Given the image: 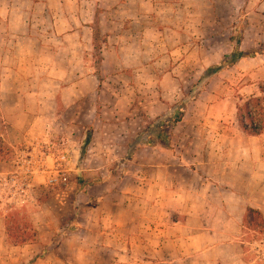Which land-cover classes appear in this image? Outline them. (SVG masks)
Here are the masks:
<instances>
[{
    "label": "rangeland",
    "instance_id": "obj_1",
    "mask_svg": "<svg viewBox=\"0 0 264 264\" xmlns=\"http://www.w3.org/2000/svg\"><path fill=\"white\" fill-rule=\"evenodd\" d=\"M122 1V5L100 6L101 20L91 24L97 34V25L101 26L103 34L94 44L95 51L89 54L92 56L89 75L98 76L99 83L92 80L77 87L79 91L73 95L76 100L70 101L71 95L67 93L66 102L60 99L63 112L56 117L40 118L36 131L25 133L22 144L12 148L3 141L11 154L0 159V173L8 179L14 177L15 181H8L7 186L2 182L3 177L0 178V222L4 223H0V264H34L40 256L39 246L35 250L33 245L28 249L24 246L39 236L44 238L34 223L39 227L40 221L52 220L58 229L55 236H60L69 220L70 207L78 205L77 209L83 210L81 205L85 199L75 197L74 193L87 183L102 181L98 180L100 175L129 172L125 159L132 160L144 150L129 158V147L147 124L169 113L170 107L185 96L192 99L183 120L170 131L172 151L165 152L174 153L177 142L210 140L217 143L212 156L218 161L226 155L236 157L241 149V155L248 159L246 185H251V191L239 199L242 200L240 207L259 210L264 215V133L247 134L240 124L238 111L253 97L263 100L264 108V54L236 63L210 79L207 85L199 84L201 91L195 89L205 69L219 64L236 47L247 52L264 46V0H257L256 4H235L231 16L220 14L221 18L217 19L210 6L195 0H175L173 4L138 0L143 3L135 5ZM72 7L63 4L59 19L72 12L80 14L82 8L91 17L94 9L76 4ZM60 21L59 30L65 31V23ZM101 61L105 63L102 65ZM59 73L64 76L65 70ZM250 110L253 127L262 122L264 128V112L253 106ZM210 129L215 132L208 134ZM88 135H91L90 143L96 141L99 145L96 150L103 142L104 145L114 143L117 148H104L101 151L106 155L100 153L99 159L86 161L88 148L83 157L81 151ZM225 144H233L234 149L225 154ZM153 150L163 152L158 148ZM107 155L112 157L110 161H105ZM83 174H90L92 181L83 179ZM61 175L67 177L65 186L58 179ZM51 178L58 179V184L50 185ZM154 194L155 210L150 218L155 227H160L164 215L156 208L158 189ZM96 200L86 205L94 206ZM15 211L28 216L35 233L33 241L19 246L10 244L6 231L7 216ZM41 211L43 215L36 217L35 213ZM203 214L199 212L200 216ZM138 218L141 217L137 213L126 216L128 221ZM227 234V239L232 237L234 241L227 264H264V234H259L254 224L246 223L243 218L242 225L228 229ZM201 239L202 245L209 244L206 238ZM158 246L157 242L152 247L156 250ZM51 248L56 249L57 245ZM154 254V264H159Z\"/></svg>",
    "mask_w": 264,
    "mask_h": 264
},
{
    "label": "crops",
    "instance_id": "obj_2",
    "mask_svg": "<svg viewBox=\"0 0 264 264\" xmlns=\"http://www.w3.org/2000/svg\"><path fill=\"white\" fill-rule=\"evenodd\" d=\"M195 1L210 6L214 18H221L220 14L231 16L235 4L258 3L257 0ZM63 4L94 9L91 17L82 8L80 14L72 12L59 19ZM106 4L122 5L123 1L0 0V137L10 147L22 144L25 133L35 132L40 118L59 116L63 112L60 99L66 102L67 93L71 95L70 101L76 100L73 95L78 93L77 87L92 80L99 83L98 76L89 75L92 57L89 54L95 51L94 44L103 34L101 26L97 25V34L91 24L101 20L103 13L99 9ZM60 20L65 23V31L59 30ZM59 70H65L64 76ZM66 85L67 88L61 87ZM212 132L215 131L210 129L208 134ZM104 144L96 150L99 145L92 141L86 161L99 159L104 148H117L114 143ZM215 145L210 140L177 142L174 153L146 148L134 159H125L129 172L100 175L98 180L102 181L87 183L74 193L75 197L85 199L83 210L77 209L78 205L70 207L69 220L60 236H55L58 229L52 220L40 221L39 227L34 223L35 229L44 234V238L39 236L24 245L26 248L33 245L34 250L39 246L38 254L42 257L36 258L34 264H154V253L159 264H227L228 251L234 247L233 238L227 239V230L242 225L246 208L240 207L239 199L249 195L251 185H246L248 159L241 155V149L236 157L226 155L217 161L212 156ZM233 149V144H225V154ZM105 157V161L112 158ZM89 175L83 174L87 182L93 179ZM3 176L0 173V178ZM155 189L159 194L156 208L164 215L160 227H155L150 218L155 210ZM94 199H97L94 206L86 205ZM198 207L204 209L199 211ZM199 212L205 214L200 216ZM43 213L37 212L35 216ZM132 213L141 218L128 221L126 216ZM203 237L209 244L202 245ZM157 242L155 250L152 246ZM53 245L57 248H51Z\"/></svg>",
    "mask_w": 264,
    "mask_h": 264
},
{
    "label": "trees",
    "instance_id": "obj_3",
    "mask_svg": "<svg viewBox=\"0 0 264 264\" xmlns=\"http://www.w3.org/2000/svg\"><path fill=\"white\" fill-rule=\"evenodd\" d=\"M263 54V45L259 46L257 49H252L247 52L241 51L238 47H236V49L229 56H225L219 64L205 69L204 74L199 79L195 89L201 91L202 88H200L199 84L204 83V85H207L210 79L233 67L236 63L246 59H253L257 55ZM191 99L185 96L184 99L170 107L169 113L157 118L154 122L147 124L145 129L139 134L138 140L133 143L131 147H129L130 151L128 157H134L138 151L145 148H158L162 151H172L173 145L171 144L170 131L183 120L185 111ZM262 103L263 100L253 97L248 99L243 106L238 108L240 124L246 133L251 136H258L264 133L262 122L253 127L254 121L251 117L252 111L250 110V107L253 106L264 112ZM248 125H251L252 127L249 128ZM90 141L91 135H88L82 147L81 157L86 154ZM10 154L11 149L7 147L0 138V159H6L10 156ZM20 215V212L15 211L8 214L6 219V231L10 244L18 246L24 245L29 241H33L35 238V233L33 232L28 216L24 213H22L21 217ZM244 221H246V223L247 221H250L252 225L254 224L259 234H264V215L259 210L247 208L244 214ZM40 257H42V255L37 256L36 258Z\"/></svg>",
    "mask_w": 264,
    "mask_h": 264
},
{
    "label": "built area",
    "instance_id": "obj_4",
    "mask_svg": "<svg viewBox=\"0 0 264 264\" xmlns=\"http://www.w3.org/2000/svg\"><path fill=\"white\" fill-rule=\"evenodd\" d=\"M65 160V157L64 156H62L61 157V161H64ZM58 175V174H57ZM12 179V180H11ZM11 179H8L7 177H3L2 178V182L4 183V185H9V182H14L15 180H14V177H12ZM58 179H60V183L62 184V185H66V183H67V177H65L64 175H61V177H59ZM58 179H56V178H51L50 180H49V184L50 185H53L54 183L55 184H58ZM9 181V182H8Z\"/></svg>",
    "mask_w": 264,
    "mask_h": 264
}]
</instances>
